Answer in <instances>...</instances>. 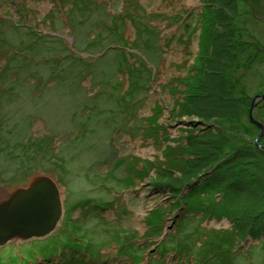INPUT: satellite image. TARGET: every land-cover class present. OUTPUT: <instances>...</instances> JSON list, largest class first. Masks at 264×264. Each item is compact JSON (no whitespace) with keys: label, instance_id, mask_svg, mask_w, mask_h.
<instances>
[{"label":"rangeland","instance_id":"1","mask_svg":"<svg viewBox=\"0 0 264 264\" xmlns=\"http://www.w3.org/2000/svg\"><path fill=\"white\" fill-rule=\"evenodd\" d=\"M77 1L0 0V184L52 172L65 214L48 236L1 247L0 264H264V234L233 231V218H248L239 213L261 202L235 195L231 217L205 213L194 198L190 208L176 204L204 177L185 175L182 140L216 126L193 123L199 116L187 109L189 78L207 77L204 1ZM233 6V24L250 45L221 70L226 106L253 98L219 126L232 125V141L261 144L264 0ZM122 38L136 46L127 55L117 46ZM199 195L220 209L222 195ZM126 238L128 254L118 250Z\"/></svg>","mask_w":264,"mask_h":264},{"label":"trees","instance_id":"2","mask_svg":"<svg viewBox=\"0 0 264 264\" xmlns=\"http://www.w3.org/2000/svg\"><path fill=\"white\" fill-rule=\"evenodd\" d=\"M78 1V4H81L84 0ZM205 1L206 9L204 13L206 10L207 12L203 23L207 27H205L204 33L201 32L200 39H204L206 43V52L201 54L200 58L204 59L203 65L206 68L202 69L205 71L202 74L207 77L208 74L210 76L208 79L207 77L204 79L200 75V77L195 75L189 78L191 81V93L186 96L187 104L189 105L187 109L199 116L197 118L199 120H194L193 123L201 119L204 122H213L216 126H207V129L204 128L199 133L196 132L198 134L190 130L186 134L185 139L182 140V145L187 151L185 153L188 154L185 160L182 159L186 163L185 175L192 177L203 175L204 177L199 185L193 187L190 191L192 193H188L186 198H179L176 204H180L179 202L183 201L190 208L191 201L194 198L199 201L201 207L199 209L205 213L209 212L219 214V216L231 217L236 215L228 210L227 201L229 199L232 201L235 195L238 194H249V197L253 198V200L261 202L263 207H259L254 213H239V216L249 217L241 219L237 216V219L233 218L235 222L233 231L239 233L244 230L241 228L246 226L252 235L258 237L264 234V136L260 139L261 144L255 142L253 137L251 138L252 140L244 137L241 142H236L235 140L232 141L233 137L228 133L229 128L232 126L231 124L226 125V128L219 126L221 121L224 124V119L228 121L235 116H239L240 110H242L241 107L246 109L249 103L247 100L252 98L250 95L237 98L235 105L231 103L228 108L226 102L230 98L225 93L227 91L224 88L226 82L223 81L221 76V70L225 62L235 58L233 56L235 53L244 56V54H241L246 52L247 45L250 44L247 43L245 45L246 41L242 39L243 33L240 30L241 33L238 32V28L233 24L231 17L232 13L235 12L233 0ZM213 5L215 6L212 7ZM206 39H209V44ZM212 74L218 76L220 74L219 81L223 82V85H221V82L217 83L214 80H210ZM236 106L239 107L236 108ZM174 178L176 179L177 177ZM177 181H173L171 186H174L173 188L179 192L181 185ZM207 190L214 192L213 199L222 195L217 202L215 201L218 203L217 205L220 206L221 204L220 209L216 208L215 203L201 199L202 196L199 194ZM229 196L230 198H228ZM158 212L154 213L157 215L155 218L152 217L150 221L158 220ZM69 218H66V220H69ZM132 245V240L126 239L120 242L119 250L126 254L132 249Z\"/></svg>","mask_w":264,"mask_h":264},{"label":"water","instance_id":"3","mask_svg":"<svg viewBox=\"0 0 264 264\" xmlns=\"http://www.w3.org/2000/svg\"><path fill=\"white\" fill-rule=\"evenodd\" d=\"M252 121L263 128L253 117ZM24 185L10 191L0 202V241L42 237L54 230L61 219L63 196L54 176L37 171Z\"/></svg>","mask_w":264,"mask_h":264},{"label":"bare ground","instance_id":"4","mask_svg":"<svg viewBox=\"0 0 264 264\" xmlns=\"http://www.w3.org/2000/svg\"><path fill=\"white\" fill-rule=\"evenodd\" d=\"M120 94H121V96H124V93H120ZM44 172H46V171H44ZM54 177H55V179H57L56 176H54ZM25 183L26 182H24V183L16 182V183L11 184V185H1L0 184V202H2L3 199H5V197L7 196V194L10 191H12L13 189H16L17 187H21V186L24 187L25 186L24 185ZM63 214H64V209L62 208V216H61V219L59 220V222L62 221V219H63V217L65 215V214L64 215ZM64 219H65L64 221H66V218H64ZM57 227H58V224L56 225V227L54 229L56 230ZM64 234L67 237V233L64 232ZM15 240H19V239L18 238H12V239H8V240L0 241V248L3 247V246H5V245H7V244H9V243H14L13 241H15ZM56 243H57V241H56ZM72 244L74 245L72 247H77V245L75 243H72ZM126 253L128 254L129 251L126 252Z\"/></svg>","mask_w":264,"mask_h":264}]
</instances>
